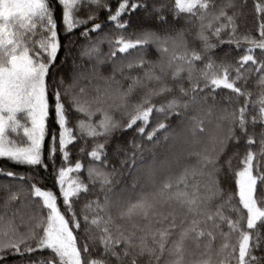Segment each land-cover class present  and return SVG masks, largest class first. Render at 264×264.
<instances>
[{
  "label": "snow or ice",
  "instance_id": "obj_1",
  "mask_svg": "<svg viewBox=\"0 0 264 264\" xmlns=\"http://www.w3.org/2000/svg\"><path fill=\"white\" fill-rule=\"evenodd\" d=\"M164 9L157 0H115V6L112 0H0V159L30 169H0L20 181L2 186L0 264L16 256L28 257L24 264H264V0L254 5L259 38L239 33L241 13L233 0H175L174 18L183 13L198 24L199 51L189 47L183 29L176 37L127 33L137 12L167 23L158 15ZM58 25L69 44L83 42L81 58L96 62L87 70L89 81H97L91 95L78 88L85 71L75 65L72 83L65 85L59 53L68 44H62ZM149 43L157 45V60L146 59V52L136 60L121 58ZM225 44L239 54L218 63L212 52ZM105 60L113 65L107 76L97 70ZM133 69L143 72L126 74ZM252 77L261 87L256 100L245 90ZM225 89L231 94L217 101V90ZM221 102L227 106L218 109L214 134L197 149L205 118ZM190 110L197 114L189 116ZM73 112L85 119L70 127ZM174 118L189 125L187 155L197 157L196 164L163 178L152 166L141 177L149 146L175 134ZM129 131L125 145L119 134ZM80 139L93 141L90 151L87 145L78 150L87 165L71 159L70 147ZM230 143L246 150L221 162ZM41 169H51L58 192L43 186ZM232 177L234 192L221 186ZM142 179L151 191H143ZM137 188L134 199L126 197ZM90 194L95 198L77 209ZM17 203L34 210L26 216L21 208L10 210Z\"/></svg>",
  "mask_w": 264,
  "mask_h": 264
},
{
  "label": "trees",
  "instance_id": "obj_2",
  "mask_svg": "<svg viewBox=\"0 0 264 264\" xmlns=\"http://www.w3.org/2000/svg\"><path fill=\"white\" fill-rule=\"evenodd\" d=\"M158 3H163L165 5V9L163 12L158 13L160 16L166 17L167 23H160L158 20L152 18L149 15L141 14L140 12L134 13L131 17L132 20V26L127 29V33H141L144 31H151L155 32L161 37L164 36H171V37H176L177 33L180 32V30H185L184 32V39H186L189 43V47H195L198 51L201 48V45L199 44L198 41L194 40L195 33L198 30V24L196 21L188 22V17L181 13L178 18H174L173 13L175 11L174 9V3L175 0H157ZM233 2L236 5V10L241 13L237 17V24H238V31L241 34H250L255 36L256 38H259V19H258V14L254 10V5L257 2V0H233ZM217 4L221 3V0H216ZM113 6H115V0H112ZM106 12L101 10L99 12L100 18L104 19L106 16ZM231 14V10L229 12ZM57 19L59 21L60 15H61V10L57 8L56 11ZM79 15L83 16L84 13L81 11ZM127 18V17H126ZM59 27V25H58ZM60 30V38L62 44H68V47L62 48L59 57L61 61H65V66L62 69V74L65 77V85L71 84L72 83V71L74 65L78 67L79 70L85 71V78L81 79L78 84L79 87H84L86 92L89 93V95L93 94L92 89L94 85L97 83L95 79H92L91 82L89 81L88 77H91L93 74L90 71H87L90 69L93 64H95V60H89L87 58H81L80 57V47L79 45L83 43L82 41H76L75 44H69L68 41L70 39L69 36H65L63 34V29L62 27H59ZM82 30V29H81ZM78 32H74L71 36V39L75 40V37L78 35ZM133 39L136 37L133 36ZM215 42V41H213ZM169 47H171V42H169ZM109 51L108 45L105 43L102 45V52L107 53ZM147 53L145 56L146 59L148 60H157L159 58V53L157 51V45L155 43H149L146 45L144 49H135V50H130V53L128 56L121 57L122 59L127 62L128 60H136L142 53ZM227 57L225 56V53H229ZM239 53L237 50H235L234 46H229L227 44L225 45H220L216 49L213 50L212 52V57L215 59L218 63L221 62L222 60L225 62L231 61L232 57L237 56ZM255 54L259 57L260 56V50L256 49ZM120 54H118L119 56ZM66 58V60H65ZM204 63L206 61L198 63L197 67L202 68ZM82 66V68L80 67ZM113 69V65L110 61L105 60L102 64L97 65V70L102 74V75H110ZM143 69H133L131 73H126L130 75H136V74H142ZM116 78L118 80H122V77L119 73H117ZM258 77H252L248 80L247 84L245 85V90L249 91L252 93V96L250 97V100H256L259 96V93L261 91V87L258 84ZM128 81L123 80V86L127 87ZM241 84H244V82H241ZM240 86V85H238ZM230 90H223V92L217 90V101L221 100V97L229 96ZM243 102V98H241V103ZM209 104L212 103L211 100L208 101ZM227 106V102H221L218 103L215 108L213 109V116L205 118V124L204 127L206 131L203 134H198V138L204 136L207 137V139L214 134L215 132V124H216V119L220 115L218 109L220 107ZM197 114L193 110H190L188 112V115H194ZM70 119L72 123H70V127H75V123L79 119H85V117L77 112H73L70 116ZM95 119H99V115L95 117ZM209 120L211 121L209 123ZM172 127L174 129V135H172L166 142L161 140V142L156 145L155 147L149 146L152 148L151 154L145 153L143 164L140 165L141 171L139 175L143 177L145 175L146 170L149 167L155 166L158 170V174L161 178L173 174V175H178L184 165H195L197 157L195 156H188L187 153L191 150V145L190 142H186L184 136H181V131L186 130L188 131L189 125L185 123L184 125H181L178 123V119L174 118L172 121ZM261 130L260 125L258 124L256 126L255 131L259 133ZM189 132V131H188ZM121 136V142L127 145L128 140L132 138V132H126V133H121L119 134ZM163 135V133H161ZM189 136H191V133L189 132ZM187 139V138H186ZM189 140V139H187ZM201 140V139H200ZM93 141L91 139H80L78 143H75L70 147V152H71V159L74 162L75 159L80 158L82 162L87 165L89 163V159L86 156H78V150L80 147L87 145V150H91V145ZM186 146H183V144ZM197 149H199L197 147ZM239 150L240 155L242 156L244 151L246 150L244 148L243 143H241L239 146H237L234 143H230L223 158L227 159L228 156H231L234 151ZM131 151V149H129ZM177 161H179V165H177ZM59 163V161H58ZM139 164V161H138ZM238 164V160L234 159L233 160V166L236 167ZM0 169H4L5 171L11 170L16 173H27L30 171L25 166H20L16 165L14 163H10L6 160L0 159ZM51 169L49 171L45 172L42 169L40 170V175L44 177V183L43 186L45 187H51L53 191L58 192V188H56L53 184V178L50 175ZM86 175V173H84ZM83 178V177H82ZM194 182L191 178L189 179V183ZM20 183V181H15L11 180L8 178L6 175L0 174V198H2L5 195L4 188L2 187L3 185H15ZM132 181L129 179L127 181L128 185H131ZM141 184L144 185L143 191L144 192H149L151 191L150 185H148L143 179L141 180ZM224 188H227L229 191L234 192L235 191V183H234V177L231 178V181L229 183H224L221 185ZM25 187H27V183H25ZM99 185H97V188ZM15 190V189H13ZM141 191L140 188H137L135 192H132L131 189L129 190L128 193H126V197L130 196L133 199L137 194H139ZM259 194V193H258ZM95 196L90 194L87 197H82L80 200V204H78L76 207L79 209L80 205H82L86 200L88 199H94ZM236 201L238 202V197L236 198ZM58 203H62V201L58 200ZM216 203H219V201H216ZM15 208H21L20 204H12L10 206L11 209ZM34 209H28V208H21V213L24 212H29ZM17 223H19V217H17ZM246 223V221H245ZM226 230V229H225ZM262 232H264V226L261 227L260 229ZM81 232L83 231V227L80 230ZM219 244V241H217V246ZM257 255L260 253L257 252ZM36 255H41L40 253H36ZM43 255H47V252L43 253ZM28 257H12L10 260V264H24V261H26Z\"/></svg>",
  "mask_w": 264,
  "mask_h": 264
},
{
  "label": "rangeland",
  "instance_id": "obj_3",
  "mask_svg": "<svg viewBox=\"0 0 264 264\" xmlns=\"http://www.w3.org/2000/svg\"><path fill=\"white\" fill-rule=\"evenodd\" d=\"M180 134H181V136H184L183 138H185V141H186V142H190V145H191V141H192L193 138L189 136V132L186 131V130H182ZM186 138L189 139V140H187ZM198 139H201V140H200V141H201V145H197V146H196V147H198V148H200L203 144H205V143L208 142L207 137H204V136H202V137H200V138H198ZM182 144H183V146H185L184 143H182ZM185 147H186V146H185ZM27 213H28V212H24V211L22 212V214L25 215V216L27 215Z\"/></svg>",
  "mask_w": 264,
  "mask_h": 264
}]
</instances>
